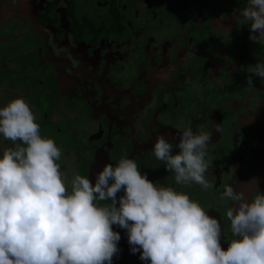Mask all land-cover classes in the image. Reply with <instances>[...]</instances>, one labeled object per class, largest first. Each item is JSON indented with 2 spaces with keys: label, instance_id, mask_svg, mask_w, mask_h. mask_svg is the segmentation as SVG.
Segmentation results:
<instances>
[{
  "label": "flooded vegetation",
  "instance_id": "af4514ba",
  "mask_svg": "<svg viewBox=\"0 0 264 264\" xmlns=\"http://www.w3.org/2000/svg\"><path fill=\"white\" fill-rule=\"evenodd\" d=\"M246 4L0 0V108L24 99L41 128H52L63 156L83 150L76 166L72 159L60 164L69 192V169L94 185L105 164L132 159L149 180L188 194L215 217L226 250L233 239L226 212L237 205L220 199L225 185L249 201L250 189L264 193V81H249L247 71L264 60V44L250 40V25L238 20ZM189 126L210 137L205 176L212 189L176 184L155 158L159 136L175 154ZM11 147L0 135V156ZM116 195L118 206L124 191ZM112 228L120 234L112 264H132L124 256L140 251H131L126 229Z\"/></svg>",
  "mask_w": 264,
  "mask_h": 264
},
{
  "label": "clouds",
  "instance_id": "9594fccd",
  "mask_svg": "<svg viewBox=\"0 0 264 264\" xmlns=\"http://www.w3.org/2000/svg\"><path fill=\"white\" fill-rule=\"evenodd\" d=\"M241 17L250 25L249 39L264 44V0H247ZM247 71L249 81H264V60ZM0 135L15 144L0 156V264H112L120 240L114 224L127 230L131 251L150 264H264V193L255 188L249 201L244 191L224 187L220 199L237 205L226 212L233 239L225 250L215 217L188 194L149 180L132 159L105 164L94 185L76 175L69 192L56 162L61 150L40 135L24 99L0 108ZM209 141L189 126L178 152L163 135L153 152L176 184L208 190L214 187L205 176Z\"/></svg>",
  "mask_w": 264,
  "mask_h": 264
},
{
  "label": "rangeland",
  "instance_id": "374dc122",
  "mask_svg": "<svg viewBox=\"0 0 264 264\" xmlns=\"http://www.w3.org/2000/svg\"><path fill=\"white\" fill-rule=\"evenodd\" d=\"M17 57H18V56H17ZM15 58H16V53H14L13 56H12V59H13V60H14ZM6 61H7V60H6ZM95 67H96V71H97V72H95V73L98 74V75H102L103 65H102V64H98L97 66L95 65ZM76 112L78 113L77 110H76ZM85 114H87V112H86ZM80 122H81L80 119H76V123H77V124H79ZM40 130L42 131V133H43L44 135H46L47 138H52V139H54L53 132H52V128H47V130H46L47 132H46L45 129H42L41 126H40ZM45 132H46V133H45ZM54 141H55V140H54ZM55 143H56V142H55ZM82 152H83V150L81 149V151L75 153L73 157H69L68 155L63 156V155L61 154L60 159H59L58 161H56V162L60 165L61 162H65V161H68V160L72 159L71 164H72V167H74V166H76V161H78L77 159L79 158L78 156L76 157V155H79V154H81ZM70 156H71V155H70ZM60 171H61V175H62V174H63V169L61 168ZM69 171H70L69 176H72L73 179H74L75 175H80V171H78V170H70V169H69ZM74 171H76L75 174H74Z\"/></svg>",
  "mask_w": 264,
  "mask_h": 264
},
{
  "label": "water",
  "instance_id": "95a60500",
  "mask_svg": "<svg viewBox=\"0 0 264 264\" xmlns=\"http://www.w3.org/2000/svg\"><path fill=\"white\" fill-rule=\"evenodd\" d=\"M139 254H136V255H132V257H133V259L131 258V257H129V256H124V254H123V256L126 258V259H128L132 264H150V261H144V260H141L140 259V255L138 256ZM135 256H137V257H135Z\"/></svg>",
  "mask_w": 264,
  "mask_h": 264
}]
</instances>
